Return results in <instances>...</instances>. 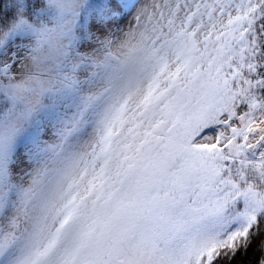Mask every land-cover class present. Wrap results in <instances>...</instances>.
<instances>
[{
	"label": "snow or ice",
	"instance_id": "1",
	"mask_svg": "<svg viewBox=\"0 0 264 264\" xmlns=\"http://www.w3.org/2000/svg\"><path fill=\"white\" fill-rule=\"evenodd\" d=\"M0 264H264V0H0Z\"/></svg>",
	"mask_w": 264,
	"mask_h": 264
}]
</instances>
